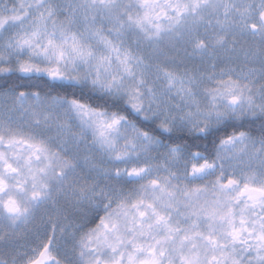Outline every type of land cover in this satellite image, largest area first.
<instances>
[{"label": "snow or ice", "instance_id": "snow-or-ice-1", "mask_svg": "<svg viewBox=\"0 0 264 264\" xmlns=\"http://www.w3.org/2000/svg\"><path fill=\"white\" fill-rule=\"evenodd\" d=\"M0 264H264V0H0Z\"/></svg>", "mask_w": 264, "mask_h": 264}]
</instances>
